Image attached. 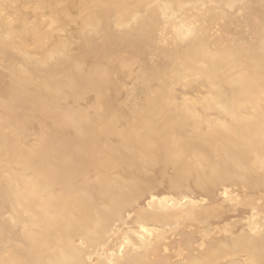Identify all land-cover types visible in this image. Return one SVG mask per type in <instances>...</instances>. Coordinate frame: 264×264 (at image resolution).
<instances>
[{
	"label": "bare ground",
	"instance_id": "1",
	"mask_svg": "<svg viewBox=\"0 0 264 264\" xmlns=\"http://www.w3.org/2000/svg\"><path fill=\"white\" fill-rule=\"evenodd\" d=\"M262 56L264 0H0V264L258 262Z\"/></svg>",
	"mask_w": 264,
	"mask_h": 264
},
{
	"label": "snow or ice",
	"instance_id": "2",
	"mask_svg": "<svg viewBox=\"0 0 264 264\" xmlns=\"http://www.w3.org/2000/svg\"><path fill=\"white\" fill-rule=\"evenodd\" d=\"M25 7H27L28 9H35L36 13L38 15H43V19L45 20V25L44 28L46 31H59V18L56 16H49L48 13V9L50 7V5H48L47 3H35V4H28ZM58 7H63V5H58ZM50 21V22H49ZM33 29L35 30V32L38 34L39 33V29L35 27V22H33ZM194 26H190L186 29L187 35L191 36L194 35ZM24 30L22 29L21 32H23ZM66 31V29H65ZM32 34V30H29V35L31 36ZM30 42V41H29ZM261 65H262V83H261V111L264 112V56H262V60H261ZM74 71H79V65H77L76 69H74ZM71 103V96L69 95L65 100H64V104L66 105H70ZM227 108V105H223L221 107V110H225ZM251 111H255V109L253 108ZM55 126L59 127V128H69L71 130H76L79 131V123L73 119L72 113L70 110L68 111H64L62 112V115L59 119H57L55 122ZM225 128L227 127L226 125L224 126ZM176 139V144H175V148L176 151L174 153V159H182L184 158L185 154L182 151V149L180 148V144H179V140L177 138ZM74 151L79 152L83 155H87L88 154V146L85 144H78L76 146V148L74 149ZM189 165L190 167L185 171L184 175L191 178L194 175H197L199 173L200 170H205V162L204 160L197 154H193L190 158H189ZM227 193H225V196L227 197ZM234 203L236 201H233ZM204 204H208V201H203ZM12 223L15 224L16 221L13 219ZM141 231H147L146 229H142ZM256 235V230H252V236ZM260 236L261 239L264 240V230H260ZM141 239H143V237H141ZM83 243V242H82ZM125 244H128V241L125 240ZM121 251V255L123 256V252H124V248L121 247L120 249ZM165 251L167 252L168 249H165ZM72 264H76V262H72ZM185 264H189V262H185ZM191 264H202V262L200 261H192ZM248 264H264V252H262V258L256 262V261H251L248 262Z\"/></svg>",
	"mask_w": 264,
	"mask_h": 264
}]
</instances>
